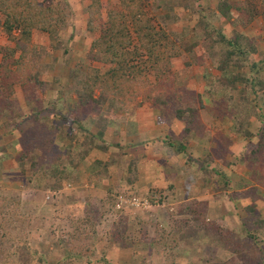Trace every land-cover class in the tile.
<instances>
[{"label":"rangeland","instance_id":"obj_1","mask_svg":"<svg viewBox=\"0 0 264 264\" xmlns=\"http://www.w3.org/2000/svg\"><path fill=\"white\" fill-rule=\"evenodd\" d=\"M15 1L17 0L6 2L4 12L8 7L13 9ZM36 1L48 10L53 9L55 19L60 23L63 21L62 15L67 16V19L56 29L54 37L35 30L31 43L27 45V49L25 47L22 50L17 47L21 31L15 30L9 38L0 25V45L4 44L3 46L15 50V59L20 60L19 65L11 66L16 75H19L20 82L14 87V93L6 99L7 106L5 104L3 107L11 108L15 114L10 119L0 120V237L5 238V256L11 255L1 263L8 261L5 264H23L29 259L24 252V247L27 246L28 256L34 257V264H264V233L254 241L241 229V212L247 207L243 205L251 202L248 199L236 203L233 201V198H240L244 194L253 195V202L264 219V182L262 185L254 183L255 179L264 180L259 177L264 162L245 165L242 158L244 152L257 149L264 139L261 136L264 133V120H260L257 113L258 107L264 112V84L251 87L244 85L250 93H259L254 98L250 97L257 110H241L243 114L237 124L231 120L230 129L233 131L237 126L246 138L244 142L236 143L242 149L239 155L230 150L235 141L228 138L219 143L217 141L220 147L217 148L216 155H205L204 140L197 132H206L205 123L209 112L204 111L203 102L197 101V96L187 95V99L196 100L201 109L195 111L194 115H180L181 122L183 120L187 123L185 129L189 130V135L180 137L184 150L181 148L182 150L171 153L172 151L165 149L162 152L165 157L163 159L174 162L175 168H165L168 181H163L159 187L154 186L149 183L147 174L141 171L138 144L137 148L135 145L131 146V152L126 157L122 153L120 155L115 145L120 137H126L121 135L124 130L120 126L110 125L104 138L88 141L100 129L97 128L98 114L93 113L91 116L94 122L90 118H84V128L73 123L69 125V121H64L65 117L61 114V110L70 105L66 102L69 92L73 98L71 102L78 99L73 90L76 79L83 82L89 80L92 86H96L94 97L98 98L102 93L101 86L94 83L97 77L89 72L94 69L95 72L106 75L110 67L105 61H101L104 51L99 52L94 45L101 38L105 24L111 21V16L126 15L130 21V9L120 0H110L108 3L106 0ZM211 1H205L204 4L203 0H197L192 8L186 10L178 5L179 0H141V5L143 12L150 16L160 3L169 5L174 2L172 12L157 10L155 17L159 29L177 34L176 44L182 48L198 42L201 45L196 49L198 58L208 60L212 65L205 44L216 39L217 34L207 38L205 44L199 39L190 40V33L184 35L188 32L186 23L189 20L193 22L190 23V29L198 25L204 5L207 7L204 15L207 14L218 28L223 26L222 14L213 11ZM1 2L3 1L0 0ZM215 9L218 10V6ZM2 13L0 12V20L3 22L5 15ZM51 15L54 13L50 11L43 16L48 19ZM90 23L97 30H90ZM262 32L250 30L248 35L253 38L254 34L262 35ZM131 36V39L137 40L134 43L139 45L133 31ZM23 50L27 52L24 53ZM93 55L99 59H94ZM250 60L257 61L255 58ZM138 62L134 66L141 70L142 63L140 60ZM185 62L184 57L179 58V63H174L171 72L178 69L177 73L184 71ZM211 65L207 74L199 77L201 80L197 77L193 84H205L207 90L220 89L221 84L214 80L217 70L212 69ZM240 72L250 77L257 76L249 67H244ZM260 77L256 80L264 83V72ZM170 79L171 76H166L158 80L153 71L140 81V94L135 93L132 97L136 98L137 104L147 101L158 107L162 101L159 98L156 100V97L161 95L162 87H172ZM2 86L0 80V90L7 91ZM158 87L161 93L158 92ZM36 96H39L40 103L38 113L31 108ZM58 97L63 99L59 103L56 101ZM168 104L166 106L171 109ZM177 110L187 109L181 103ZM213 113L219 116L220 110ZM17 114L22 117L17 118ZM37 116L44 126L50 127L55 122V142L45 145L41 140H35L45 132L43 128H38L43 130L40 134L33 132L37 131ZM172 117L171 112L166 120L167 125ZM7 122L11 123V127ZM141 124L143 130L152 132L151 127H145L148 123ZM164 133L170 131L166 130ZM47 135L51 136L49 132H46L45 136ZM139 136L140 134H136L137 138ZM167 137L157 144L165 147L169 141L175 142L177 138L170 135ZM188 137H192L191 140ZM238 137L235 135L236 139ZM104 147H108L107 152L101 149ZM176 147L179 148L177 143ZM113 148L114 152L111 151ZM88 150L90 156L85 165L81 157ZM257 152L260 155L258 150ZM144 159L146 160L145 157ZM101 161L105 167L99 164ZM92 164L95 166V173L103 180L104 188L98 187L88 175L87 169ZM131 165H135L133 173L128 172ZM176 167L179 168L177 173L180 175H176L173 180L171 175L176 173ZM180 167L183 168L182 172ZM243 170L247 172V176L245 172L244 175L241 174ZM82 172L86 173L83 175ZM164 178L165 175L162 179ZM94 212L99 220L97 231L100 237L95 236L91 230L96 218ZM10 214H15L20 219L25 218L26 229L22 230L17 222L11 226L6 223ZM90 232L92 237L88 236ZM110 233L114 235L113 240L121 239L124 242L118 243L113 249L108 248L104 255Z\"/></svg>","mask_w":264,"mask_h":264},{"label":"trees","instance_id":"obj_2","mask_svg":"<svg viewBox=\"0 0 264 264\" xmlns=\"http://www.w3.org/2000/svg\"><path fill=\"white\" fill-rule=\"evenodd\" d=\"M2 1L3 2L0 3L1 13L4 12V5L7 6L6 2H11L12 0ZM196 1L197 0H179L178 5H181L182 10H186L192 8L195 5ZM122 2L130 9L131 14L129 18H131V20L128 21L127 16L122 14H115L114 17L111 16V21L109 22V24H105V28L103 29L101 38L97 40L94 45L95 48L99 50V52L100 50L104 51L105 59L103 56L101 61H105L106 64L110 67V70L106 73V75H101V72H95L94 69L89 72L90 75L93 74L94 77H97L96 79H94L95 81H92H94L96 85L101 86L102 93L98 98L94 97L93 91L96 86H92L89 83V80L83 82L82 80L78 81L76 79L73 82V90L76 92L78 99H76L77 101L71 102L70 100L72 98V95L71 92H69L70 95L66 99V102L70 105L67 109L65 108L64 110H61V114L65 117L63 118L64 121H69V125L73 123V125L80 126L81 128H84V118H90V121L92 119V122H94L91 116L93 115V113L95 115L98 114L97 128L100 129L97 133H93L94 135L92 134L89 139L87 138L88 141H96V139L104 138L108 126L111 125V127H113L117 125L115 122L120 120L119 114L123 111L125 98H128L129 100L133 99L132 101L135 102L136 98L132 97V93L140 94L141 88L139 87V83L151 72L154 71L157 74L158 72H161L162 68H165L166 71L169 72L171 66L170 61L174 57H184L186 62L193 61L195 64H201L200 62H198L199 58L197 60L196 49L200 48L201 46L198 42H195L192 45L189 44L186 47L182 48L176 44L177 34H175L174 32L170 33L166 31V29L165 31L159 29L155 17L157 10L161 9L164 11L172 12V4L174 2L169 5L160 3V5L157 6V10L154 9V11H152L151 15L153 16H148L143 12L141 0H122ZM14 5L15 6L13 7V9L12 7H8V9L4 12L5 14L2 13L3 15H5V20L3 22L0 20V25H2L4 32L9 38L13 36L15 30L21 31V33H19L20 38L17 45V47H19V49L21 48V50L25 47L27 49V45L31 43L33 32L35 30L48 33L52 37L59 25L64 24L67 19V16L63 17L62 15L63 21L62 23H60L57 19H55V11L53 9H46V7H43V5L38 3L36 0H17L14 2ZM202 8H204V12L201 9V20L199 21L198 25H196L193 29L188 28V32L184 33V35H188L190 33L193 40L199 39L203 41V44H205L207 38L212 37L214 34H217L216 39H214L210 43L205 44V50L207 56L211 60L213 69L217 70V72L220 73L219 77L214 76V80L221 84L220 90H223L224 100H221V102L222 104L224 102L225 107L227 108H223V113L228 115L229 120L235 121L237 124L243 112L258 109V117L260 118V120H264V112L259 109L260 107L256 109V106L254 107L252 103L253 99H250V97L254 98V95H259V93H250L248 88H246V86L251 87L258 84H264L262 83V80H256V78H261L260 76L264 72V61L262 60L263 63H261V61L250 60L257 52L255 39L251 38L249 35H246V33H243L242 31H238L236 29L233 31V33L227 34L222 27L218 28L216 25H214L211 18L207 14L204 15V13H207V7L205 8L204 5ZM218 8L222 14L223 20H228L229 23L233 26L238 22L241 24H246V21L252 22V19H246V21L236 19L237 22L233 21V19L235 18L233 14L235 8H232V6H230V4L226 1L221 2ZM50 11L51 13H54V15H51L50 18L46 19V17L43 15L44 13L48 14ZM89 26L90 30H97L93 23H90ZM131 31L134 32L135 38L138 39L139 45H136L134 43L137 40L131 39ZM130 39L133 42L130 41ZM208 44H210L209 47L207 46ZM23 52L25 53L27 51L23 50ZM0 55L2 56V62L0 64V80L3 85L2 87L7 90H0V120H7L14 117L15 112L13 113L11 108L3 109V107L5 104L7 106L6 99L14 93V87L20 82L18 80L20 79L19 75H16L11 66L19 65L20 60L15 59L16 51L10 49V47L0 45ZM96 57V55H93L94 59ZM96 59L98 60L99 58ZM138 60H140V62L142 63L141 70L138 69L137 66H134L135 63H139ZM244 67H249L250 69H252V72L256 73L257 76L250 77L246 73L240 72L242 69H244ZM244 85L246 86L244 87ZM90 88H92L91 91ZM25 89L26 91H28L27 87H25ZM214 89L218 90L216 88ZM130 91H132V93ZM245 97H247V100L245 99ZM158 98L162 101V103L158 105L166 106V103L163 102V95H159L158 97H156V100H159ZM62 100L63 99H60L59 97L56 99L58 103ZM33 101L34 102L31 108L35 111V113H38V105L40 104L38 102L39 96H36ZM238 101L242 102L238 103ZM58 103L56 104V108ZM241 104H243V106H241ZM202 107L204 109L205 105H203ZM241 107H243V109ZM194 110L193 112L196 111ZM176 112L178 113V116L180 118L184 113L186 114V111L184 110L176 109ZM17 115L19 116L17 118L22 117V115ZM35 119H37V131L33 132H39L40 134V131H45L42 136H39L35 140L37 142H40L41 140V142H43V144L45 145L47 143L55 142L57 139L55 134V122L52 126L48 127L44 126L38 116ZM7 125L11 127V123L7 122ZM18 127H20V125H18ZM38 128H43V130H39ZM246 129H249V127H246ZM233 131L237 136H242L243 131L241 132L237 128V126L235 130L233 129ZM46 132H49L51 136H45ZM262 132H264V127L262 129ZM248 133L249 136H251L250 131ZM261 136L264 137V133H261ZM263 142L264 139L259 143L260 146L257 149H249L248 151L243 153L242 158H244L243 161L245 165H253L255 163L264 162ZM176 143L179 145V148L176 147ZM181 148L184 150L183 142L181 141V138L177 137L175 142L169 141L165 147H161L159 144H156L153 149L156 153H162L165 149L170 152L172 151L171 153H173V151L175 150H182ZM101 149L105 152L108 151V147H104ZM257 150L259 151L260 155H258ZM84 154L85 155L81 157V160L86 165L87 159H89L90 156V151H85ZM99 164L105 167V165L102 164V161L99 162ZM133 169H135V165H131V167L128 168V172L133 173ZM257 169L259 170L260 168ZM262 169L263 171L259 173V177L261 176L262 178H264V167ZM89 170H91L89 171L90 173L94 174L96 171L95 166L92 164L89 167ZM97 182L98 186L103 185L102 179L98 178ZM256 182L257 184L262 185L261 183L264 182V180L258 181L257 179H255L254 183ZM226 186L227 185H225L224 188H226ZM241 196L242 197L240 198H233V201L236 203L238 201L248 199V201L251 202L249 205H243V207H247L246 209H244V211L241 212V219L243 221L241 229L249 235V239L255 241L259 236H261L262 233H264V219H262L261 214H259L257 207L254 204L255 202H253L255 200V197L250 194H244ZM238 207L243 209V207H241L240 205H238ZM94 216L96 217L95 212ZM5 222L10 224V226L14 222H17L22 230L26 229L24 225L26 219H20L15 214H10ZM92 224V232L95 234V236L100 237L101 235L98 234L99 232L97 231V225L99 224V220L97 217ZM88 236L92 237L93 235H91L90 232ZM112 236L114 235L110 233L109 237H107V249H104V255L107 254L106 252L108 248L113 249L115 248L114 246H118V243L123 244L124 242L121 239L113 240ZM4 240L5 238L3 239L0 237V264H2L1 262L4 261L8 255L11 256L10 254L5 256L6 253L4 247L5 244L3 243ZM25 240H27V237L25 238ZM121 246L126 247V245ZM24 248V252L27 254L26 258L29 257V259L22 263L34 264V257L31 255L28 256V247L26 246ZM236 253H239V250H236ZM68 254L72 256L70 252H68ZM7 262L8 261H6L5 263Z\"/></svg>","mask_w":264,"mask_h":264},{"label":"crops","instance_id":"obj_3","mask_svg":"<svg viewBox=\"0 0 264 264\" xmlns=\"http://www.w3.org/2000/svg\"><path fill=\"white\" fill-rule=\"evenodd\" d=\"M106 1L107 3L110 2V0H106ZM205 1L210 3L209 2L210 0H204L203 1L204 4H205ZM225 1L228 2L230 6H232V8H235L233 11V14L235 16L233 21L237 22L236 19L245 20V21L246 19H252V21L254 22H252L251 24H249L250 22H247V21H246V24H241L238 22L237 24L233 26L232 24L229 23L228 20L224 19L222 28L226 31L227 34L233 33L235 29L238 31H242L243 33H246V35L249 34L248 32L250 30L263 31L261 33L262 35L254 34L253 38L255 39V42H256L257 52L253 58H255V60L257 61L264 60V5H262L264 3V0H261V1H257V0H212L211 1L212 4L210 6L211 8L212 7L214 8L213 10L214 12L221 13L219 11V8L218 10H216L215 8L216 6H219L221 2H225ZM178 12L180 14L179 10ZM255 22L257 24L256 26H255ZM190 23H193V22H190L189 20V22L186 23V26L188 28H190L191 26ZM190 40H193L191 36H190ZM188 42H189V38H188ZM3 45L4 44H2V46ZM197 60H198V55H197ZM1 62H2V56L0 55V64ZM170 62H171L170 71L167 72L165 68H162L161 72H158L156 74V78L158 80H161L162 77L171 76L170 85H172V87L171 86L162 87V90H163L162 93H161V90H159L160 87L157 88V90H159L158 92H160L161 95H163V102H165L166 105L169 103L168 105H171L170 106L171 109L168 106H163V105H159L158 107H156L155 105H151V102H147V101L145 103L137 104L136 101L135 102L132 101L133 99L129 100L128 98L127 99L125 98V105H124L123 111L119 114V116H122L121 118L119 117L121 121L118 120L117 122H115L117 124V127L120 126V129L122 128V130H124L123 134L121 135L126 136L124 138L120 137L119 141L117 142L118 144L115 145L120 151V155L122 153L123 157H126L127 156L126 154L129 153V151L131 152L130 150L131 146L132 145L136 146L138 144L139 145L138 147L140 149V156L138 158L141 159V171L147 174L149 183L153 184L154 186H158V187L160 186L159 185L160 183H163V181H165V183L168 181V178H167L168 176H166L165 168H169L172 170L175 168V163L171 162V160H169V162L165 161L163 159L164 154L156 153L153 148L156 146L157 143H159V141H161L164 138L165 139L168 138L167 137L168 135H170V137L177 136L179 138L185 135H189V130L185 129V125L187 123H185V121L183 120L181 122L180 117L176 113V109H179L181 103L183 104V106L185 105V108L187 109L185 110L187 111L186 112L187 115H190V114L194 115L195 112L191 113V111H193L194 109L196 111L201 109V105H198L196 100L190 101V99H187L189 98L187 97V95L191 94L195 97L197 96V101L201 99L203 101L202 104L205 105L204 111L209 112L207 116L208 118L206 117L207 123H205V126L207 127L206 132L203 134H201L200 132H197L198 135L202 136V140H204V144H203V146L205 147L204 152L207 157L216 155L215 152L218 150L217 148L220 147V144H218L219 141L225 140L227 138L231 139L232 141H235V144L232 145L230 150L234 154L239 155L241 154L242 149L241 147H237L236 143L237 141L244 142L246 140V138L241 135L236 139L235 138L236 133H234V131L230 129L232 128V123H231V120L228 119L229 118L228 115L223 113V108L224 109H227V108L225 107V103L223 102L222 104L221 102V100H224L223 90H220V89L215 90L214 88L212 90H207V87L205 84H201V83L198 84L196 82L195 84H193L197 77L199 80H201L199 77H204V75L207 74L208 67L211 65L210 62L202 58H199L198 60V62H200L201 64H195L193 61H190V62L187 61L185 62L186 65L183 67L184 71H180L179 73H177L179 69L171 72L172 71L171 68L174 65V63L175 64L179 63V58L174 57L171 59ZM172 75H174L173 78H172ZM214 75L215 77H219L220 73L215 71ZM165 83L168 84V81H166ZM130 92L132 93V91ZM132 94H135V93H132ZM134 103L136 104L135 106H134ZM215 110H220L219 116L213 113L215 112ZM171 112L173 114V117H172L173 119L167 125L166 120H168V117H170ZM143 122L148 123V124H145V127L147 126L151 127L152 132H147L146 130H143V127H142L143 124H141ZM213 126H217V127L211 128ZM181 127L183 128L181 129ZM120 129H118L119 132H121ZM166 130H169L170 133H164ZM229 130H231V132H229ZM150 133H152V135ZM136 134H140V136L137 138ZM198 135H196V138H198ZM135 137H136V142H135ZM217 137H220V138H217ZM188 138L189 140H191L192 137H188ZM208 143H210L211 146ZM135 148H137V146ZM114 150L115 148H113L111 151L114 152ZM144 157L146 158V160L144 159ZM180 169L182 172L183 168L180 167ZM89 171L91 170H89L88 168L87 172ZM177 171H180L179 168H177V170L175 171L176 173H173L171 175L173 180H174V177H177L178 175H180L177 173ZM243 172H245L246 174L245 176H247V172L244 170L241 171V174L243 175H244ZM84 173L86 172H82L83 175ZM88 175L92 177L93 181L95 180L94 182H96V184L98 183L97 179L99 178V176L97 175V173L92 174L89 172ZM164 175H165V178L162 179ZM240 181L241 179L239 180V182ZM98 187L104 188V186L102 185ZM237 216H240V215H237ZM237 216H235L236 219H238Z\"/></svg>","mask_w":264,"mask_h":264}]
</instances>
